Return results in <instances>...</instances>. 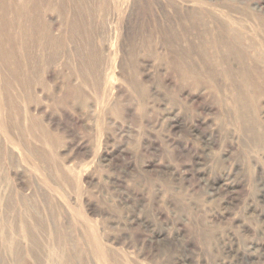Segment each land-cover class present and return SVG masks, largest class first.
I'll return each instance as SVG.
<instances>
[{"label": "rangeland", "instance_id": "obj_1", "mask_svg": "<svg viewBox=\"0 0 264 264\" xmlns=\"http://www.w3.org/2000/svg\"><path fill=\"white\" fill-rule=\"evenodd\" d=\"M27 9L28 59L0 45V264H264V0Z\"/></svg>", "mask_w": 264, "mask_h": 264}, {"label": "bare ground", "instance_id": "obj_2", "mask_svg": "<svg viewBox=\"0 0 264 264\" xmlns=\"http://www.w3.org/2000/svg\"><path fill=\"white\" fill-rule=\"evenodd\" d=\"M13 4V7H12V13L8 12L7 10H5V7L3 5V0H0V13H2L4 16H3V20L0 21V28L2 29L4 26H7L9 27L8 29H3L1 30V38H0V45H3V44H6L9 46V50L11 52V55L14 54V56L17 58V62L19 63V67L22 66V61L24 60H27L28 59V51H29V44H27V41H29V39H32L33 37L36 38V30H39V27L37 26V17L33 16L31 14V9H27V8H32L33 6L36 5V2H34L35 0H10ZM40 1V0H39ZM72 1V0H71ZM80 3V2H79ZM83 4V2H82ZM89 4V3H88ZM73 5V3H72ZM84 5V4H83ZM90 6V5H89ZM75 7V6H74ZM80 8V6H79ZM78 8V10H79ZM90 8V7H89ZM82 10V8H80ZM85 9V8H83ZM87 9V8H86ZM85 9V10H86ZM93 9V8H91ZM64 10V9H63ZM87 11V10H86ZM85 11V12H86ZM81 12V11H80ZM84 12V11H83ZM9 14H12L13 15V19L12 18H8L7 15ZM81 14V13H80ZM81 18V17H80ZM40 19V18H39ZM76 21V20H75ZM44 22V21H43ZM40 23V22H39ZM75 23V22H74ZM72 23V24H74ZM14 25V28H17V29H14L11 25ZM41 24H44V23H41ZM71 24V26H72ZM76 24V23H75ZM40 25V24H39ZM77 25V24H76ZM46 27V26H45ZM74 27V25H73ZM262 27V25H261ZM47 28V27H46ZM14 29V30H13ZM13 30V31H12ZM48 30V29H46ZM42 31V30H40ZM45 32V31H44ZM47 34L48 31H46ZM203 36V35H202ZM236 35H234L235 37ZM204 38V37H203ZM220 38V37H219ZM233 38V37H232ZM236 38V37H235ZM237 38H240L239 36H237ZM218 39V38H217ZM46 40L48 42H54L56 43L54 40V38L52 36H46ZM221 40V39H220ZM209 41V40H208ZM216 41V40H215ZM237 41V40H236ZM240 40H238L237 42H239ZM213 42V41H212ZM220 42V41H219ZM224 42V41H223ZM209 43V42H208ZM226 43V42H224ZM206 44V43H205ZM214 44V43H213ZM221 44V43H220ZM239 44V43H238ZM240 44L241 41H240ZM239 44V45H240ZM226 45V44H225ZM224 45V46H225ZM228 45V44H227ZM226 45V46H227ZM220 46V45H219ZM222 46V45H221ZM242 46V45H241ZM214 47H215V44H214ZM217 47V46H216ZM228 47V46H227ZM210 48V47H209ZM213 50V46L211 47ZM230 48V47H229ZM237 49H240V47L238 48V46L236 47ZM242 48V47H241ZM204 49V48H203ZM221 49V48H220ZM246 49V48H245ZM249 49V48H248ZM253 49V48H252ZM210 50V49H209ZM224 50V49H223ZM222 50V51H223ZM226 50H229V49H226ZM232 50V49H231ZM230 51V50H229ZM236 51V49H235ZM9 52V53H10ZM21 52V53H20ZM217 52V51H216ZM215 50H214V53H215V59L217 61L216 64H214V62L212 64H210V67L212 66L213 67H216L217 64L220 66L221 63H223V59L226 58L224 56V58L222 59L221 56L224 54H222L220 56V58H218V55L216 54ZM8 53V54H9ZM222 53V52H221ZM220 53V54H221ZM227 53V52H226ZM229 53V52H228ZM242 53V52H241ZM247 52L245 51V53L243 52V55L245 57V54ZM22 54V55H20ZM231 54V53H230ZM240 54V53H239ZM241 56V55H240ZM257 56V55H256ZM255 56V57H256ZM227 59V58H226ZM260 59L262 61H264V56L260 57ZM22 60V61H21ZM82 60V59H81ZM5 61V60H4ZM6 66H8V61L6 60ZM4 63V64H5ZM225 67V66H224ZM211 68V69H212ZM221 69V68H220ZM224 69V68H223ZM232 73L235 74V72H232L230 69H225V70H221L220 74L222 75V77H225L229 80H238V79H243L244 80V73L243 72H239L238 74L236 73V75H233ZM211 75H214L215 73L214 72H211L210 73ZM219 74V73H218ZM262 74V73H261ZM220 75V76H221ZM262 76V75H261ZM247 78V75L246 77ZM246 81V80H245ZM233 88L234 90H238L239 88L235 85H233ZM259 90V89H258ZM264 95V93H263ZM242 95H238L235 97V100H234V104L235 105H240L242 103ZM240 109V108H239ZM240 117V116H238ZM216 191H217V188H216ZM251 247V245H248ZM246 249V248H245ZM256 249V248H255ZM254 249V250H255ZM260 249V248H259ZM247 252V251H246ZM263 252H264V248H263ZM244 254V253H243ZM246 254V253H245ZM252 255V254H251ZM257 255V254H256ZM254 256V254H253ZM258 256V255H257ZM262 256V255H261ZM260 256V257H261ZM247 257V256H246ZM259 257V256H258ZM250 258V257H249ZM243 259V258H242ZM245 259V257H244ZM251 259V258H250ZM255 259H253V262H254ZM264 260V258H263ZM257 261V260H256Z\"/></svg>", "mask_w": 264, "mask_h": 264}]
</instances>
